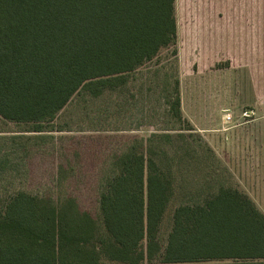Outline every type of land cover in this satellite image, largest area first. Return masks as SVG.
<instances>
[{"label":"trees","instance_id":"16d2710c","mask_svg":"<svg viewBox=\"0 0 264 264\" xmlns=\"http://www.w3.org/2000/svg\"><path fill=\"white\" fill-rule=\"evenodd\" d=\"M176 41L175 0H0V118L42 133L75 95L126 85ZM166 105L183 121L177 80ZM144 142L112 156L98 199L103 231L71 197H9L0 264H264V214L234 187L175 207L162 248L172 176Z\"/></svg>","mask_w":264,"mask_h":264},{"label":"rangeland","instance_id":"374dc122","mask_svg":"<svg viewBox=\"0 0 264 264\" xmlns=\"http://www.w3.org/2000/svg\"><path fill=\"white\" fill-rule=\"evenodd\" d=\"M242 16L264 20V0H175L176 46L126 85L98 98L81 91L39 134L0 118V211L18 192L55 203L71 197L103 231L98 199L114 172L112 156L137 137L172 176L174 195L158 231L162 248L173 209L201 203L220 186L244 191L264 214V56L239 57L224 24ZM176 80L183 121L167 113Z\"/></svg>","mask_w":264,"mask_h":264},{"label":"crops","instance_id":"0c3cea01","mask_svg":"<svg viewBox=\"0 0 264 264\" xmlns=\"http://www.w3.org/2000/svg\"><path fill=\"white\" fill-rule=\"evenodd\" d=\"M210 22L205 23V25H208V27H210L211 26ZM224 24L226 26V33L229 34V36L226 34V37L228 39H231L232 37L233 42L238 43L237 55L239 57L262 58L264 56V20L261 16H257L255 18L242 16L240 18H234V20H227L226 22H224ZM232 50L235 51V49ZM228 54L231 55L232 53L230 52ZM244 65L247 64L245 63ZM257 97L262 98L261 95H257ZM258 103L261 104L262 102L259 101ZM251 113H253V115L255 114L254 111H251ZM224 115H228L227 118L231 116L230 114H226V113ZM249 198L253 201V199L250 196Z\"/></svg>","mask_w":264,"mask_h":264},{"label":"built area","instance_id":"2783aa9c","mask_svg":"<svg viewBox=\"0 0 264 264\" xmlns=\"http://www.w3.org/2000/svg\"><path fill=\"white\" fill-rule=\"evenodd\" d=\"M251 114H252L251 112H249V113H248V112H244L242 116H243L244 118H248ZM228 120H229V119H228Z\"/></svg>","mask_w":264,"mask_h":264}]
</instances>
